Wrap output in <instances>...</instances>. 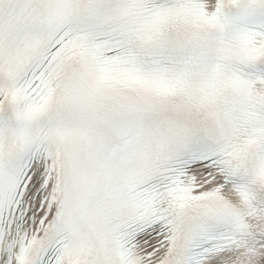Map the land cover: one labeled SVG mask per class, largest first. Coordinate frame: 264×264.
Returning a JSON list of instances; mask_svg holds the SVG:
<instances>
[{"label": "snow or ice", "instance_id": "obj_1", "mask_svg": "<svg viewBox=\"0 0 264 264\" xmlns=\"http://www.w3.org/2000/svg\"><path fill=\"white\" fill-rule=\"evenodd\" d=\"M0 264H264V0H0Z\"/></svg>", "mask_w": 264, "mask_h": 264}]
</instances>
